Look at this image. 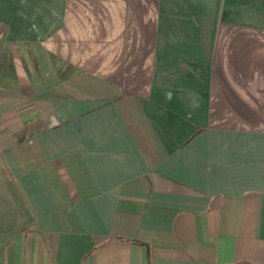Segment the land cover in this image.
<instances>
[{"label": "crops", "instance_id": "0c3cea01", "mask_svg": "<svg viewBox=\"0 0 264 264\" xmlns=\"http://www.w3.org/2000/svg\"><path fill=\"white\" fill-rule=\"evenodd\" d=\"M0 264H264V0H0Z\"/></svg>", "mask_w": 264, "mask_h": 264}]
</instances>
